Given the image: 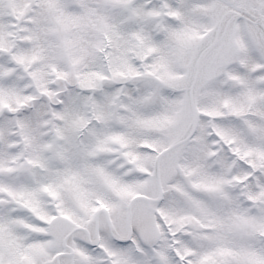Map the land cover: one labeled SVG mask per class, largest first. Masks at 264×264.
Instances as JSON below:
<instances>
[{
	"label": "snow or ice",
	"instance_id": "1",
	"mask_svg": "<svg viewBox=\"0 0 264 264\" xmlns=\"http://www.w3.org/2000/svg\"><path fill=\"white\" fill-rule=\"evenodd\" d=\"M0 264H264V0H0Z\"/></svg>",
	"mask_w": 264,
	"mask_h": 264
}]
</instances>
